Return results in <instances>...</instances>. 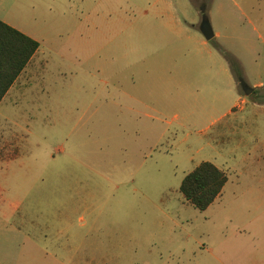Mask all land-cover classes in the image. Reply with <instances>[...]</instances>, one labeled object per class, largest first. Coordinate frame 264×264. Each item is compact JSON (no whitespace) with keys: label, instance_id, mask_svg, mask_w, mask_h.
I'll return each mask as SVG.
<instances>
[{"label":"rangeland","instance_id":"374dc122","mask_svg":"<svg viewBox=\"0 0 264 264\" xmlns=\"http://www.w3.org/2000/svg\"><path fill=\"white\" fill-rule=\"evenodd\" d=\"M0 20L40 43L0 103V264H264V0H0ZM205 161L228 182L201 211L180 186Z\"/></svg>","mask_w":264,"mask_h":264},{"label":"trees","instance_id":"16d2710c","mask_svg":"<svg viewBox=\"0 0 264 264\" xmlns=\"http://www.w3.org/2000/svg\"><path fill=\"white\" fill-rule=\"evenodd\" d=\"M39 48L37 40L0 20V103ZM233 63L237 64L236 61ZM236 75L241 77L238 70ZM227 182L228 175L225 171L205 161L186 175L180 191L190 204L204 211L220 197Z\"/></svg>","mask_w":264,"mask_h":264},{"label":"water","instance_id":"95a60500","mask_svg":"<svg viewBox=\"0 0 264 264\" xmlns=\"http://www.w3.org/2000/svg\"><path fill=\"white\" fill-rule=\"evenodd\" d=\"M201 32L203 33L207 41H211L214 38V32L208 20H204L201 25ZM254 89L246 88V95H249L253 92Z\"/></svg>","mask_w":264,"mask_h":264},{"label":"crops","instance_id":"0c3cea01","mask_svg":"<svg viewBox=\"0 0 264 264\" xmlns=\"http://www.w3.org/2000/svg\"><path fill=\"white\" fill-rule=\"evenodd\" d=\"M213 30V29H212ZM214 32V31H213ZM24 33V32H23ZM26 34V33H25ZM29 36V35H28ZM219 37V33H214V38H218ZM39 53V50L36 52L35 56ZM35 56L33 58H35ZM255 86H259L260 88H262L264 85L262 83L256 84ZM218 167V166H217ZM222 170V169H221ZM225 188V187H224ZM224 191V189H223ZM223 193V192H222ZM222 195V194H221ZM220 195V196H221Z\"/></svg>","mask_w":264,"mask_h":264}]
</instances>
